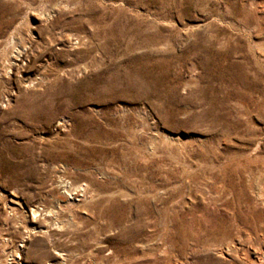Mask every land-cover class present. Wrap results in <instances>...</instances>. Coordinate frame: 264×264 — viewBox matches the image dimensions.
<instances>
[{"label":"rangeland","instance_id":"1","mask_svg":"<svg viewBox=\"0 0 264 264\" xmlns=\"http://www.w3.org/2000/svg\"><path fill=\"white\" fill-rule=\"evenodd\" d=\"M0 264H264V0H0Z\"/></svg>","mask_w":264,"mask_h":264}]
</instances>
